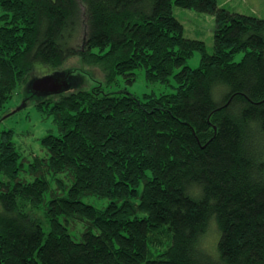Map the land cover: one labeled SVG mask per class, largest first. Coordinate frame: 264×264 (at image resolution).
<instances>
[{"label":"trees","instance_id":"trees-1","mask_svg":"<svg viewBox=\"0 0 264 264\" xmlns=\"http://www.w3.org/2000/svg\"><path fill=\"white\" fill-rule=\"evenodd\" d=\"M173 7L213 16L210 54ZM0 11V120L19 96L18 110L52 123L28 160L0 131V264H264V16L217 0H0ZM74 57L107 81L142 69L174 91L81 89L77 66L61 69ZM42 74L62 90L33 91Z\"/></svg>","mask_w":264,"mask_h":264},{"label":"rangeland","instance_id":"rangeland-1","mask_svg":"<svg viewBox=\"0 0 264 264\" xmlns=\"http://www.w3.org/2000/svg\"><path fill=\"white\" fill-rule=\"evenodd\" d=\"M217 3L219 6H224L230 11H236L238 13L258 18H263L264 16V0H217ZM173 16L182 24V34L184 37L203 41L207 53L210 54L212 52V36L214 32V18L212 15L173 7ZM243 55L244 52L237 53L234 55L233 60L239 61ZM199 60V53L194 52L192 56L187 59L186 65L190 68H196L199 65ZM73 66H77L78 73L84 77L83 86L81 87V89L84 90H89L93 87H101L105 92H126L137 96L148 93L158 95L174 91L175 83L172 79H169L168 84L160 82L147 83L144 79L142 69H136L134 71V80L131 84H128L120 76H116L112 81H107L101 69L95 66L91 67L89 64L82 65L77 57L69 59L61 66V69H71ZM42 76H44V74L37 78ZM20 105L21 102L19 101V96H15L14 100L7 105V107H12V110L9 113L4 114L3 116L6 117H4L3 120H0V131L11 129L14 132L13 141L16 144L17 151L20 153V158L28 160L30 159L31 153H40L39 139L46 134L49 128L52 127V123L49 119L43 121L39 114L33 110L32 105H28L27 107L18 110ZM8 114L11 115L8 116ZM82 201L90 203L96 207H101L105 204V200L91 196L83 197ZM35 211H37V216L41 217L40 211ZM212 229L213 227L210 228V231H212ZM80 230L81 228L79 224H77L75 229L70 230V233L77 236ZM207 242H211V244L214 242L213 233H210L206 237L205 243Z\"/></svg>","mask_w":264,"mask_h":264},{"label":"water","instance_id":"water-1","mask_svg":"<svg viewBox=\"0 0 264 264\" xmlns=\"http://www.w3.org/2000/svg\"><path fill=\"white\" fill-rule=\"evenodd\" d=\"M30 85L33 91L43 92L45 94H54L62 90L60 82L53 75L35 78L31 81Z\"/></svg>","mask_w":264,"mask_h":264}]
</instances>
